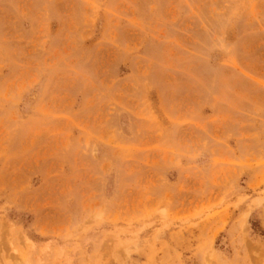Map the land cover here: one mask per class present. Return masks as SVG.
I'll return each instance as SVG.
<instances>
[{"label": "rangeland", "instance_id": "374dc122", "mask_svg": "<svg viewBox=\"0 0 264 264\" xmlns=\"http://www.w3.org/2000/svg\"><path fill=\"white\" fill-rule=\"evenodd\" d=\"M0 264H264V0H0Z\"/></svg>", "mask_w": 264, "mask_h": 264}]
</instances>
